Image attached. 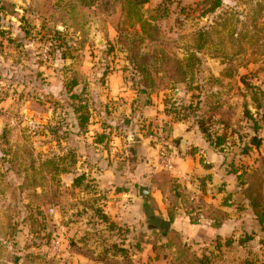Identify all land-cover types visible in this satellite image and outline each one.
Segmentation results:
<instances>
[{
    "label": "rangeland",
    "instance_id": "obj_1",
    "mask_svg": "<svg viewBox=\"0 0 264 264\" xmlns=\"http://www.w3.org/2000/svg\"><path fill=\"white\" fill-rule=\"evenodd\" d=\"M87 1L0 0V264H172L178 246L209 264H264V225L243 195L264 167V0H220L213 11L204 0L144 5L161 10L153 24L170 56L185 66L195 57L184 83L163 79L153 91L118 40L123 2ZM135 23L126 30L139 32ZM114 72L133 99L110 95ZM141 102L161 106L162 124L138 118ZM171 121L210 149L200 174L177 163L179 140L168 142L175 169L162 167L156 129ZM216 135L223 145L209 144ZM208 167L212 192H197L192 178L205 180ZM164 173L172 201L157 189ZM195 200L224 206L226 228L192 208ZM147 208L168 221L173 214L166 234L147 229ZM190 221L193 232L184 230ZM178 228L182 236H169Z\"/></svg>",
    "mask_w": 264,
    "mask_h": 264
},
{
    "label": "trees",
    "instance_id": "obj_2",
    "mask_svg": "<svg viewBox=\"0 0 264 264\" xmlns=\"http://www.w3.org/2000/svg\"><path fill=\"white\" fill-rule=\"evenodd\" d=\"M149 0H115L114 3H122L121 5V16L124 20L121 22V26L117 29L118 40L120 39L121 44L125 46L127 49L128 57L127 60L132 65L134 70L137 72L139 77L143 82V87L153 91L156 89L157 85L163 82V79L170 81L172 84L184 83L186 81L187 70L193 65V61L195 60L194 55H190L189 58L191 63L189 65H183L182 62L174 56H170L168 52V48H170L168 42L163 41V36H161L160 31H158L157 27L153 24L157 19L162 18L163 15H157L161 10L155 11H143V6L148 3ZM206 2L211 3V11L218 8L220 5V0H204ZM95 1L89 0L85 3V6L91 7L92 3ZM162 11H165L162 9ZM126 20V21H125ZM136 22L135 24L139 27V32L133 31L130 33L126 30L125 26H131L132 22ZM133 28V27H132ZM57 33V32H56ZM131 36L132 38H129ZM128 39H132L128 41ZM147 43L152 46L150 51L143 52L141 50L142 44ZM203 46H196L194 49L200 51ZM188 67V68H187ZM160 81V82H159ZM83 121L87 120V117L82 118ZM202 134H206L205 130L200 129ZM204 135L205 139L206 136ZM209 136V135H207ZM208 138H211L210 136ZM207 140V139H206ZM208 141V140H207ZM255 141L252 140V144ZM224 136L216 135L214 137L213 143L215 147L223 145ZM258 143V144H257ZM255 145H259V142H256ZM254 145V146H255ZM257 173V174H256ZM256 176L249 181L247 189L243 191V195L246 196V199L250 202V209L257 219L259 225H264V206L260 205V200L262 196L263 184L261 176L264 175V167L262 169H256ZM254 179L255 182H254ZM173 182L171 178L167 174H163L162 179L157 182V189L161 192V194H167L172 201V192H173ZM251 182V183H250ZM183 192V191H181ZM189 194V193H187ZM261 194V195H260ZM184 194H181L183 197ZM263 197V196H262ZM185 200V198L183 199ZM200 200V199H199ZM199 200H195L192 203V208H195L200 215L204 218H208L221 225L225 223L228 219V213L222 211L218 208L212 207L211 205L207 206ZM169 215V221H175L173 214ZM191 223L187 225L186 231H194L197 227L196 223ZM195 222V221H194ZM181 228H178L176 232H171L169 236H173L175 233H181ZM174 234V235H175ZM163 235V234H162ZM182 236V234H180ZM164 236V235H163ZM173 239L170 238L168 244L173 245ZM178 246V244H176ZM153 247V246H152ZM172 264H209L208 259H201L195 256L192 252H190L187 248L183 249L178 246L177 251H175V256L171 261ZM108 264V261L105 263ZM117 264V263H113Z\"/></svg>",
    "mask_w": 264,
    "mask_h": 264
},
{
    "label": "crops",
    "instance_id": "obj_3",
    "mask_svg": "<svg viewBox=\"0 0 264 264\" xmlns=\"http://www.w3.org/2000/svg\"><path fill=\"white\" fill-rule=\"evenodd\" d=\"M150 1L151 0H149L147 4H149ZM152 1L156 2V0H152ZM120 75H121L120 72L119 73L114 72L112 74H109V73L107 74V76H106V78L108 79L107 86L109 87L110 95L118 96V97L119 96L125 97V100H128L131 97L133 99V91H129L128 89L125 88V86H123V84H119L118 80L121 78ZM121 86L124 88L123 89L120 88ZM143 94H144V91H143ZM140 98L143 101H145L144 95H140ZM149 98L151 99V98H153V96H150ZM138 102H139V100L136 101V104ZM143 105H145V106H143ZM160 107L161 106H152L149 103L147 104L145 102H141V104L138 106V109H139L138 118L146 120V121L150 122L151 124L158 123V122L160 124L162 122L161 121L162 119H159L160 115H162V114H160V110H161ZM169 124L171 125V129L168 128V129L164 130V128L161 127L159 129H156V131H158V132L163 131L168 142L179 140L180 148L182 151L181 155L184 156V158H181V159L176 158L177 160L176 159L175 160L177 161V163L181 164L183 167H188L191 164L193 166V169H194L193 176L195 174H200L201 171H200L199 160H200V158H204V157L207 158V160H208V157H211V155H212L210 149H208L206 147L207 145L205 144V142L203 141L202 138L201 139L200 138L194 139V137H192L193 130L191 132H189L186 129V127H184V124L182 122L171 121ZM150 140H152V137H150ZM189 146H192V148H197V149H191L190 153H187V151L190 150ZM172 148L174 150H176L175 145H173ZM204 150H205V154H204ZM191 154H193V156ZM200 154H202L203 156ZM214 171H215L214 167H208L207 169L203 170V173L207 174L206 176H208L205 180L197 181L195 179L196 177L195 178L193 177L192 178L193 188H195V190L197 189L196 190L197 192L200 191L201 187H205V190L207 193L209 191H211L212 190L211 188L214 185L213 184L214 177L212 175L214 173ZM188 175H190V174H188ZM190 176H189V178H190ZM211 178H212V180H211ZM186 182H187L188 186L191 185L190 183H188V180ZM123 195L124 196H131V193H127V194H123ZM217 197H218V194L216 195V194L212 193L210 196L208 195L206 199L210 203L215 204V198H217ZM216 207L218 209L223 210V211L228 213V211L225 209L224 206H216ZM229 219H230V216H229ZM229 219L225 223L221 224L219 230L226 228V225H227V222L229 221Z\"/></svg>",
    "mask_w": 264,
    "mask_h": 264
},
{
    "label": "water",
    "instance_id": "obj_4",
    "mask_svg": "<svg viewBox=\"0 0 264 264\" xmlns=\"http://www.w3.org/2000/svg\"><path fill=\"white\" fill-rule=\"evenodd\" d=\"M148 193H149V188L147 186L140 185L138 187L139 197L145 198L147 197ZM144 215L146 217L148 230H158L161 233L166 234L172 228V224L170 223V221L155 216L153 210L150 208H147Z\"/></svg>",
    "mask_w": 264,
    "mask_h": 264
},
{
    "label": "built area",
    "instance_id": "obj_5",
    "mask_svg": "<svg viewBox=\"0 0 264 264\" xmlns=\"http://www.w3.org/2000/svg\"><path fill=\"white\" fill-rule=\"evenodd\" d=\"M156 147L162 167L168 170H174L175 168L169 153L168 140L163 131H160L158 134L156 139Z\"/></svg>",
    "mask_w": 264,
    "mask_h": 264
}]
</instances>
